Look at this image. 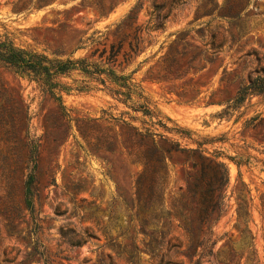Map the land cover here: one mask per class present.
<instances>
[{"label":"rangeland","instance_id":"obj_1","mask_svg":"<svg viewBox=\"0 0 264 264\" xmlns=\"http://www.w3.org/2000/svg\"><path fill=\"white\" fill-rule=\"evenodd\" d=\"M132 10L135 23L118 29ZM0 38L51 59L96 62L120 40L132 42L136 53L121 52L113 68L141 95L125 104L100 86L79 91L86 78L75 71L60 78L72 88L61 110L0 64V264H192L185 248L172 247L187 235L169 213L194 173L183 167L188 159L221 161L229 172L227 207L212 224L214 254L229 242L244 264L252 245L264 264V95L234 104L240 88L264 77V0H0ZM145 99L184 132L166 138L196 151L167 154L165 203L141 226L134 184L142 167L128 152L149 121L133 110ZM32 171L33 214L23 195ZM161 244L165 255L156 257Z\"/></svg>","mask_w":264,"mask_h":264},{"label":"trees","instance_id":"obj_2","mask_svg":"<svg viewBox=\"0 0 264 264\" xmlns=\"http://www.w3.org/2000/svg\"><path fill=\"white\" fill-rule=\"evenodd\" d=\"M133 13L134 10L117 25V28L121 29L134 24L136 18L133 17ZM162 26L163 24L156 23L152 28L158 30ZM176 43L178 42H174L173 45ZM126 45L129 48L128 51H125ZM136 47L137 45L134 46L132 42L127 43L125 40H120L117 47L115 45L111 47V55L105 62H96L87 58L51 59L44 54L17 48L11 40L0 38V64L35 82L43 92L54 98L61 110H65L63 95L69 94L72 88L63 84L60 78L69 76L75 71H79L86 78L77 90L90 91L99 89L98 86H100L101 90L109 92L114 98L122 100L126 104L134 94H138L137 86L131 82V77L116 73L113 68L115 62L113 58L118 57L121 52H124V57H130V53H136ZM168 57H174V55L169 52ZM252 95H264V77L254 78L250 84L240 88L234 99V104L240 106ZM133 110L141 112L149 119V121L143 122L146 125L143 131L136 128V135L140 140L130 141L128 152V156L134 160V164L142 167L136 175L134 184V210L137 220L143 226L149 222L147 215L154 213L157 207L160 208L165 203L164 196L169 177L167 154H171L173 151L177 153L188 151L191 154L196 150H186L179 142L166 138L165 132H175L180 135H183L184 132L178 126L168 127L164 119L168 122L171 120L166 117L162 118L152 110L147 100L146 103L133 107ZM156 126L162 128L164 133L158 132L154 128ZM158 139L169 142L170 149H163ZM145 141H150V143L147 144ZM37 153L38 145L32 143L30 157L34 162V170ZM188 164L194 173L185 175L186 190L173 198L169 212L179 221L180 227L186 233L187 243L186 245L174 244L172 247L177 250L185 248L184 255L191 260L192 264H201L203 257L212 255H214L217 264H242L243 257L239 256L238 258L235 248L229 242L214 254L217 242L211 243L210 238L213 232L212 224L220 219L227 207V196L224 192L229 184V172L226 164L210 160L206 165H203V163L199 164L188 159L183 167L186 169ZM35 180L32 171L24 183L23 191L25 208L31 214L35 209L32 193ZM191 214L194 215V218L190 217ZM238 219H241L239 211ZM250 247L253 252L245 259L244 264H258L252 245ZM170 251L171 249L168 250V252ZM163 255H165L164 244H161L156 257H163ZM196 257L197 260L194 262Z\"/></svg>","mask_w":264,"mask_h":264}]
</instances>
